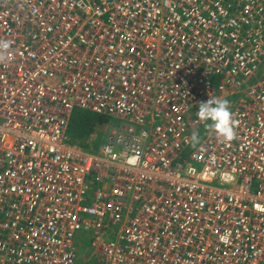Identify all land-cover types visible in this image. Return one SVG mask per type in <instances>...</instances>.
Segmentation results:
<instances>
[{
	"label": "built area",
	"instance_id": "built-area-1",
	"mask_svg": "<svg viewBox=\"0 0 264 264\" xmlns=\"http://www.w3.org/2000/svg\"><path fill=\"white\" fill-rule=\"evenodd\" d=\"M2 40L0 264H264V0H0ZM76 110L123 123L87 149Z\"/></svg>",
	"mask_w": 264,
	"mask_h": 264
},
{
	"label": "clouds",
	"instance_id": "clouds-1",
	"mask_svg": "<svg viewBox=\"0 0 264 264\" xmlns=\"http://www.w3.org/2000/svg\"><path fill=\"white\" fill-rule=\"evenodd\" d=\"M10 46V41H0V59L8 54ZM197 116L205 124L206 130L214 133L222 141L227 143L235 139L237 121L233 118L230 102L226 98L212 97L206 102L199 103ZM190 141L192 147H197L201 143L199 133L193 132Z\"/></svg>",
	"mask_w": 264,
	"mask_h": 264
},
{
	"label": "rangeland",
	"instance_id": "rangeland-1",
	"mask_svg": "<svg viewBox=\"0 0 264 264\" xmlns=\"http://www.w3.org/2000/svg\"><path fill=\"white\" fill-rule=\"evenodd\" d=\"M252 83H254V80L251 81V84ZM80 111H83V110H80ZM83 112L86 116V119H88L89 121V129L87 130L86 133L83 134L84 135L83 137H86L84 141L91 140V143L92 144L96 143L97 146L101 145L102 143L106 141L107 136L110 132V129L115 128V127L119 128L122 126V123H123V121L117 118H107V122L105 124L103 123L101 124L99 115H96L88 111H83ZM76 113H77V110L75 111L74 116ZM67 137H69V139H71L73 143L80 142V140H78L74 134V126L70 127L67 133ZM94 137L95 139H91ZM87 247L89 246L88 245L84 246L83 241L79 243L78 245L79 256H77L75 264H94L95 256L93 255V251H91L90 248H89L90 250H88Z\"/></svg>",
	"mask_w": 264,
	"mask_h": 264
},
{
	"label": "trees",
	"instance_id": "trees-1",
	"mask_svg": "<svg viewBox=\"0 0 264 264\" xmlns=\"http://www.w3.org/2000/svg\"><path fill=\"white\" fill-rule=\"evenodd\" d=\"M74 126V134L80 142L84 141L86 137H83L84 133L89 129V121L83 111L77 110L74 118L71 121L70 127ZM83 238V237H82ZM81 240L84 242L85 240ZM80 240V241H81Z\"/></svg>",
	"mask_w": 264,
	"mask_h": 264
},
{
	"label": "crops",
	"instance_id": "crops-1",
	"mask_svg": "<svg viewBox=\"0 0 264 264\" xmlns=\"http://www.w3.org/2000/svg\"><path fill=\"white\" fill-rule=\"evenodd\" d=\"M83 237V238H82ZM81 238L83 239V240H85L83 243H84V246H89V247H87V249L88 250H90L91 249V251H93V248H92V239H91V236L90 235H86V236H79L78 237V242L80 243V242H82V240H81ZM81 240V241H80ZM79 245V244H78ZM90 248V249H89ZM78 250H79V248H78Z\"/></svg>",
	"mask_w": 264,
	"mask_h": 264
},
{
	"label": "flooded vegetation",
	"instance_id": "flooded-vegetation-1",
	"mask_svg": "<svg viewBox=\"0 0 264 264\" xmlns=\"http://www.w3.org/2000/svg\"><path fill=\"white\" fill-rule=\"evenodd\" d=\"M109 121V120H108ZM107 122V121H106ZM106 122H104L103 124H105ZM69 129H70V127H69ZM111 130V129H110ZM69 131V130H68ZM68 133V132H67ZM69 138V137H68ZM91 139H95V137L94 138H91ZM80 144L81 145H83V147H85V148H87V149H91V150H94V149H97L99 146H97L96 145V143H94V144H92L91 143V140H87V141H82V142H80ZM103 144V143H102ZM101 144V145H102Z\"/></svg>",
	"mask_w": 264,
	"mask_h": 264
},
{
	"label": "water",
	"instance_id": "water-1",
	"mask_svg": "<svg viewBox=\"0 0 264 264\" xmlns=\"http://www.w3.org/2000/svg\"><path fill=\"white\" fill-rule=\"evenodd\" d=\"M106 121H107V119H105L104 117L100 116V123L101 124L104 123V122H106Z\"/></svg>",
	"mask_w": 264,
	"mask_h": 264
}]
</instances>
